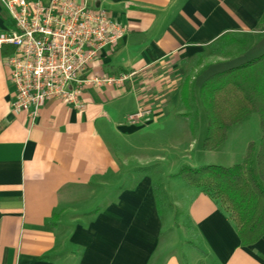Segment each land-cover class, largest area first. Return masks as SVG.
I'll return each instance as SVG.
<instances>
[{
	"label": "crops",
	"instance_id": "obj_1",
	"mask_svg": "<svg viewBox=\"0 0 264 264\" xmlns=\"http://www.w3.org/2000/svg\"><path fill=\"white\" fill-rule=\"evenodd\" d=\"M104 5L125 32L89 71L130 76L120 85L86 89L82 110L49 101L33 123L25 113L14 114L6 64L11 48L0 50V264H264V235L240 245L217 200L178 177L168 178L183 165L199 166L200 154L217 148L206 151L199 144L192 156L186 147L163 158L149 144L143 156L157 164L163 192L171 197L158 203L160 214L152 172L140 171L128 186L126 160L120 163L113 150L136 146L138 139L151 143L162 134L180 145L190 133L188 123L160 120L166 111L155 108L150 90L171 87L180 67L198 65L228 35L251 37L264 0ZM12 29L0 5V31ZM142 108L152 121L129 123L127 116ZM172 207L178 209L176 222Z\"/></svg>",
	"mask_w": 264,
	"mask_h": 264
},
{
	"label": "built area",
	"instance_id": "obj_2",
	"mask_svg": "<svg viewBox=\"0 0 264 264\" xmlns=\"http://www.w3.org/2000/svg\"><path fill=\"white\" fill-rule=\"evenodd\" d=\"M107 0H0L14 29L0 31L8 82L13 87L11 111L33 123L49 101L82 110L90 87L120 85L124 73H90L104 48H115L125 29L105 7ZM147 108L127 116L129 123L146 119Z\"/></svg>",
	"mask_w": 264,
	"mask_h": 264
},
{
	"label": "trees",
	"instance_id": "obj_3",
	"mask_svg": "<svg viewBox=\"0 0 264 264\" xmlns=\"http://www.w3.org/2000/svg\"><path fill=\"white\" fill-rule=\"evenodd\" d=\"M258 25L263 31L264 10ZM187 98L197 100L201 108L202 150L215 149L232 124L251 113L258 116V146L254 152L249 141L239 163L183 165L173 174L217 200L233 222L239 244H253L264 235V34L241 53L205 63L185 76L180 83V103L187 106ZM156 210L160 214L157 197Z\"/></svg>",
	"mask_w": 264,
	"mask_h": 264
},
{
	"label": "rangeland",
	"instance_id": "obj_4",
	"mask_svg": "<svg viewBox=\"0 0 264 264\" xmlns=\"http://www.w3.org/2000/svg\"><path fill=\"white\" fill-rule=\"evenodd\" d=\"M259 28L260 26L258 25L256 27V32H254L251 37L245 34H236L235 37H232L231 34L219 42L212 44L210 46L209 53L198 60V65L180 67L181 74L179 77L173 80L171 87L167 85L164 90L156 93H153L150 90V97L152 98L155 108L160 111H166L165 113L160 112L159 115L164 117L160 120L165 122L169 120L173 122L188 123L190 133L186 138L183 137L181 139V146L178 145V139L174 138L172 135H168L167 139H164L163 134L160 135V137L157 136L158 138L155 140L153 139L151 143L147 140L143 141L138 139V141L135 143L136 146H134L132 143H126L124 147L113 145L115 154L120 156V163L122 159L126 160L125 169L127 170V177L125 180L127 181L128 186L135 181L139 174H141L139 168L135 165L143 164L145 166L141 167L146 168L153 174V184L156 186V197L158 203L165 205V203H169L171 201V197L163 192L162 184L160 182L161 177L159 176V168L157 167V164H150L152 162L148 161L151 160H148V157L143 156V153L145 154L144 151H148L149 144H152V148L157 150L159 154H162L161 156H163V158H169L171 157V154L175 153V151L179 153L183 150V148L186 147L188 148L187 156H189V153L191 156L195 154L200 144L204 120L197 100L187 98V106H184L180 103L179 87L181 81L185 76L194 74L196 70L205 63L228 59L241 53L245 48L253 44L264 34V30L260 31L258 30ZM229 37L233 38V40H230ZM195 62L196 59L194 64ZM144 120V122L152 121V119H149V117ZM169 133L171 134V132ZM177 134L178 136L181 135L179 133ZM173 135L176 136L174 133ZM259 137L260 130L258 125V116L255 113H251L226 129L224 140L221 142L222 144L220 143L216 147L217 149L215 148L216 150L213 152H203V154H200V165L218 164L229 166L231 164L239 163L242 159L247 142L251 141L253 143V150L255 152L258 146ZM111 141L112 143H115L114 140ZM140 144H142L141 147ZM176 148L177 150H175ZM173 174L174 173L172 172L168 178H173ZM171 211L175 221L179 214L178 209L172 207ZM64 230L65 229L61 228L60 233H62Z\"/></svg>",
	"mask_w": 264,
	"mask_h": 264
}]
</instances>
